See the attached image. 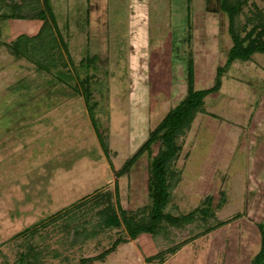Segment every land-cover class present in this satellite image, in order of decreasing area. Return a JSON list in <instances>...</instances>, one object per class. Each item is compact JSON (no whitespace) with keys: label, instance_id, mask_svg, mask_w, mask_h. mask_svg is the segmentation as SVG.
<instances>
[{"label":"rangeland","instance_id":"374dc122","mask_svg":"<svg viewBox=\"0 0 264 264\" xmlns=\"http://www.w3.org/2000/svg\"><path fill=\"white\" fill-rule=\"evenodd\" d=\"M102 1L49 0L58 25L51 68L49 45L41 43L35 60L0 44V264H18L29 245L44 263L75 264L125 235L112 229L71 243L64 219L50 217L97 192L110 191L116 203L115 188L124 209L148 203L149 154L117 171L186 94L190 60L195 88L211 87L216 75L220 86L178 139L166 211L186 213L211 195L217 220L227 222L201 235L197 221L141 234L92 264H249L264 215V55L227 63L231 41L218 0ZM254 6L264 0H249L240 18ZM13 22L0 20L2 40L21 33ZM86 75L108 154L80 93ZM32 225L34 233L14 236ZM173 245L163 262L145 259Z\"/></svg>","mask_w":264,"mask_h":264},{"label":"trees","instance_id":"16d2710c","mask_svg":"<svg viewBox=\"0 0 264 264\" xmlns=\"http://www.w3.org/2000/svg\"><path fill=\"white\" fill-rule=\"evenodd\" d=\"M4 2V7L0 12V20L10 22L14 19H38L43 23L40 29L31 36L21 33L13 41L0 40V44H4L9 52L17 58L33 59L35 57V60L42 52L41 43L46 46L49 45L51 59L49 58V65L46 64V66L51 68L50 64L54 62V50L57 42L54 29L48 22L50 18L54 20L49 0H4ZM218 2L219 10L227 17V34L231 41L227 53V63L235 60H249L256 53L264 55V8L254 6L255 8L251 9L250 13L242 20L240 14L249 4V0H218ZM39 45L41 46L40 50ZM37 51L39 52L37 53ZM45 57L47 58V56ZM190 63L187 67V92L184 97L165 113L157 125L149 131L143 143L132 155L126 158L117 171L119 175L128 172L144 152L149 154L147 165L148 203L138 211L124 209L119 203L118 192L115 188L116 203H113L110 191L97 192L69 207H65L56 217H50L53 221L58 218L64 219L65 228H68L73 236L71 243L77 239H80L82 243L112 229H118L125 234L113 241L111 246L106 248L98 257L80 258L75 264H92V260L96 258L102 260L115 249L117 244L128 239H134L141 234L156 237L163 231L166 232L168 227H184L197 221L204 227L202 231L196 233V235H201L227 222L217 220L211 195H207L199 205L186 213L172 214L166 211L171 198L170 180L174 174L173 163L181 150L178 139L190 128L196 113L203 111L205 96L210 92L217 91L220 86V78L216 75L211 87L195 88L192 60ZM219 66L217 70H219ZM92 77L93 75H86L80 80V93L83 96L102 149L108 154L106 138L95 124L96 120L93 116L96 101H92L90 104L92 93L88 89V81ZM154 146L157 147V150L156 153L152 154ZM221 203H223L222 199L218 202L217 207L221 206ZM90 212H93V216L87 218ZM210 220L215 222L209 224ZM34 227L35 225L29 226L14 236H20L27 231H31L32 234L37 230ZM258 227L260 230V247L249 264H264V215L258 223ZM178 248V245H173L154 255L145 257V259L148 262L155 260L163 262L167 254L176 252ZM17 260L18 264H50L43 262L40 251L32 245H29L24 252L20 251Z\"/></svg>","mask_w":264,"mask_h":264},{"label":"crops","instance_id":"0c3cea01","mask_svg":"<svg viewBox=\"0 0 264 264\" xmlns=\"http://www.w3.org/2000/svg\"><path fill=\"white\" fill-rule=\"evenodd\" d=\"M92 1V0H91ZM99 2V0H96ZM102 1V0H101ZM97 2V3H98ZM103 2V1H102ZM101 2V3H102ZM99 4V3H98ZM52 6V5H51ZM100 7V6H99ZM53 9V8H52ZM103 9V8H102ZM104 12V11H103ZM56 16V15H55ZM16 20H19V22H21V25H20V28H22V31L21 33H25L29 36L35 34L41 27L43 21L41 20H38V19H22L23 20V23H22V20L21 19H16ZM25 20V21H24ZM14 20H12L11 22H13ZM54 27L53 28L55 31H57V28H58V25H57V21L55 20L54 21ZM14 22L11 24V26H15L13 25ZM15 28V27H14ZM15 30V29H14ZM17 30V29H16ZM26 30V31H25ZM16 32V31H15ZM21 33H18V34H21ZM17 34V35H18ZM13 34H11L10 36H12ZM92 57H94V55H92Z\"/></svg>","mask_w":264,"mask_h":264},{"label":"water","instance_id":"95a60500","mask_svg":"<svg viewBox=\"0 0 264 264\" xmlns=\"http://www.w3.org/2000/svg\"><path fill=\"white\" fill-rule=\"evenodd\" d=\"M0 40H2V39L0 38Z\"/></svg>","mask_w":264,"mask_h":264}]
</instances>
